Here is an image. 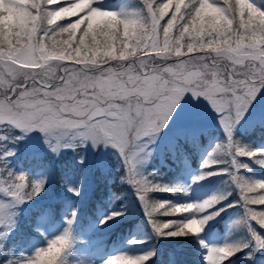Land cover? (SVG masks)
I'll list each match as a JSON object with an SVG mask.
<instances>
[{
    "label": "snow or ice",
    "instance_id": "1",
    "mask_svg": "<svg viewBox=\"0 0 264 264\" xmlns=\"http://www.w3.org/2000/svg\"><path fill=\"white\" fill-rule=\"evenodd\" d=\"M208 2L222 5V0ZM141 3V9L127 13L107 11L111 16H106L98 12H86L74 22L61 25L57 21L65 16H73L81 11L83 5L77 3V0L75 3L68 0L67 7L57 4L53 10L46 6L48 4L44 0H40L30 9L33 24L29 36L37 47H43L48 41L58 40L57 37H63L64 34L71 36L78 28L86 43H91L93 37L97 39L98 45L93 47H108L109 38H119L121 28L134 30L138 43L133 45L131 53L123 54L124 58L104 56L90 62L89 58L77 56L65 60L69 63L41 60L39 55L34 61L24 60L13 55V48L8 47L4 53H0V122H8L25 131L33 128L42 132L76 130L77 135L91 139L94 145L98 141L114 145L125 159L128 179L136 187L149 217L160 212L164 215L181 213L178 206L192 205L195 210H206L224 197L213 196L198 205H170L167 201L150 203L149 192H171L174 188L152 183L145 176L138 175L134 162L136 153L131 151L130 146L141 138L158 132L167 122L180 97L185 92H191L193 97L202 96L210 101L212 107L220 113V122L227 133L226 144H218L204 160L202 167L219 163L213 158L215 153H229L237 170L247 166L239 164L236 156L264 154V150L248 151L235 144L232 138V128L241 117L248 100L258 85H264V43L255 49L249 48V55L233 54L231 58L216 54L214 49L220 47L218 44H214L211 49L190 51L187 46L189 42L184 43V29L196 21L201 7L200 0H185L182 8L176 10L173 5L171 12L169 7H165L167 0L165 3L141 0ZM58 9L68 10L57 14ZM166 14L169 18L162 23ZM230 14L235 22L233 47L238 39L249 45L259 40L264 25L257 22L255 17H262L264 10L247 0L246 7L237 5ZM82 24L85 27L81 28ZM177 51L181 54L177 55ZM117 52H120L119 48ZM173 58L175 62L170 63ZM113 60L116 61L115 64L110 63ZM32 64L39 67H22ZM20 76H23L22 80ZM8 154L10 153H5ZM259 163L264 166V159ZM200 178L202 177H197ZM25 180L23 173L8 175L3 180L7 186L0 188V191L6 192L16 203L30 199L40 191L42 182L34 181L31 184L32 190L28 191L29 185ZM232 180L239 189L246 219L264 226V210L256 211L250 207L264 205V195H252L257 189L264 192V181H249L238 172H233ZM222 210L213 212L212 215H217ZM209 218L211 217L196 218L191 224L184 223L185 220L152 221V224L158 235L181 236L199 233ZM68 223L71 224V220ZM173 227L175 230H171ZM4 235L0 231V237ZM61 239L67 249L70 245L68 229H65ZM257 243L264 247V241L257 239ZM244 246L210 248L205 259L208 264H221L226 256ZM63 253L55 248L51 252L46 250L37 254L36 261L47 258L54 264H59ZM151 254L113 256L105 264H109L113 258L125 260L129 264H144ZM12 264H17V261ZM28 264H32V261Z\"/></svg>",
    "mask_w": 264,
    "mask_h": 264
},
{
    "label": "trees",
    "instance_id": "2",
    "mask_svg": "<svg viewBox=\"0 0 264 264\" xmlns=\"http://www.w3.org/2000/svg\"><path fill=\"white\" fill-rule=\"evenodd\" d=\"M106 1L118 4L121 0ZM72 2L75 3L76 0ZM154 2L165 3L166 0H154ZM249 2L264 10V0H249ZM37 3L38 0H14L11 18L6 21L0 19V50L18 47V40L21 43L28 42L26 36L18 37L17 33L22 27L32 28L33 13L30 9ZM57 4L67 7L68 0H56V3L46 6L54 10ZM184 4L185 0L180 4H177V0H171L169 12L173 10V5L179 10ZM237 5L246 7L247 0H237ZM215 6L207 2L198 9L196 21L187 26L189 31L185 32L184 43L190 42L188 33L195 34L201 27L206 32L212 30L213 24L216 23V14L213 10ZM142 7L141 0H129L124 13ZM82 14L86 12L78 11L73 16L62 17L57 23L63 25L66 22H74ZM167 18H169L168 14L162 23ZM255 19L261 22L264 17L257 16ZM80 27L83 28L85 25L82 24ZM80 35L78 28L71 36L64 34L63 37H57L58 40L46 42L43 47L63 54L66 60L84 56L91 62L104 56L124 58L123 54L131 53L133 45L137 43L136 33L132 29L121 28L119 38H109V46L106 48L93 47L98 45L95 37L91 43H86L85 38ZM130 46L131 51H129ZM66 52L69 54L66 55ZM115 62L113 60L110 63ZM17 135L19 131L14 127L8 128L6 124L0 127V173L5 177L25 174V183L29 185L28 191L32 190L31 184L34 181H41L42 186L37 194L24 200L27 201L24 203L26 217H23L16 227L21 229V235L16 233L15 237L3 242L0 264H12L13 261H17V257L11 252L15 239L22 238V234L25 233L37 235L40 231L39 220L42 217H50L52 223L57 218V225L62 220L64 228L72 226L79 239L86 235L97 239L104 245L105 250L126 245L135 248L132 254L127 256L152 253L144 264H206L205 255L208 252L209 240L212 237L217 240L218 233L221 235L224 233L228 219L232 224V235L238 240L235 245L245 246L238 247L232 255L226 256L223 264H257V262L259 264L258 260L264 259V247L257 243V239L264 241V226L257 221L246 219L239 189L232 180L233 172H238L249 181H264V166L259 163L264 159V154L257 153L252 157L236 156L235 159L239 164L247 166L237 170L232 161L228 160V158L232 159L229 153H215L213 158L219 163L202 167L209 153H212L218 144L225 145L227 142L226 135L220 130H207L201 133L197 140L177 137L172 146L166 144L147 165L148 173L145 176L147 179L152 183L174 188L171 192L159 190L149 192L150 203L167 201L170 205H183L190 199H198L209 191L211 194L214 193V196L224 197L212 208L201 210L202 216L211 217L205 221L203 230L196 234L188 233L181 236L158 235L152 221L187 220L190 218V211L170 215L160 212L149 217L138 197L136 187L128 179L124 162L117 156L107 158L108 162L104 167L90 163L88 158L84 159L82 146H75L60 155H24ZM232 138L235 144L245 147L248 151L264 150V120L250 129L235 131ZM5 153L10 154L5 155ZM188 168L195 172L198 169L201 173L202 178L198 179L194 186L187 185L188 182L183 179ZM229 168L233 171L232 174ZM257 194L264 195V192L257 189L252 193V195ZM250 207L256 211L264 210V205H250ZM220 209L223 210L219 211V214L212 215ZM69 220L71 224L68 223ZM6 254L8 257L5 259ZM80 257L75 251L65 250L60 258V264H82Z\"/></svg>",
    "mask_w": 264,
    "mask_h": 264
},
{
    "label": "rangeland",
    "instance_id": "3",
    "mask_svg": "<svg viewBox=\"0 0 264 264\" xmlns=\"http://www.w3.org/2000/svg\"><path fill=\"white\" fill-rule=\"evenodd\" d=\"M128 1L129 0H121V5H116L114 3L108 4L106 0H92V6L102 10L114 11L123 14ZM13 5L14 0H0V10L2 13L0 18L1 21H6L11 18ZM5 51L6 49L0 50V53H4ZM65 60L66 56L63 54L48 50V61H64V63H68ZM157 62L159 63L158 58ZM169 62L174 63L175 59H171ZM22 67L38 68L39 65H23ZM20 79L22 80L23 76H20ZM263 120L264 85H258L256 91L248 100L241 117L234 124L232 128V134H234L237 130L250 129L254 125H258L263 122ZM220 121V113H218L212 107L210 101L206 97H193L191 92H185L177 101L173 111L169 115L167 122L158 132L153 133L148 137L141 138L136 144L130 146L131 151L136 153L134 162L137 174L146 176L148 173L147 165L152 161L156 153L160 152L166 144L168 146H172L177 137L185 140H197L201 133H205L210 129L220 130L227 137L224 126ZM5 124L8 128L14 127L19 131V135H17V137L21 142L22 154L24 155H60L66 150L72 149L75 146H82L84 153L83 158H88L90 163H94V165L105 167L108 162L107 158L110 156H117V158H120L126 166L124 157L121 155L120 150L114 145L105 143L103 141H98L94 145L91 139H85L84 137L77 135L76 130L42 132L38 128H33L29 131H25L8 122H0V127H4ZM228 160L232 161L230 158H228ZM230 171L232 174L233 171L231 169ZM186 175L187 176H185V178H188L189 186L192 184L194 186L195 183L198 182L197 177H200L201 173L200 171H197V173L194 175L193 171H188ZM5 178L6 177L0 173V188L7 186L3 183ZM213 194L214 193L211 194L209 191L205 193V197H202V199L199 198L197 200H191L187 203L198 205L206 199L213 197ZM26 202L27 201L23 200L19 203H16L6 192L0 191V205H3V207H0V231L5 233L4 236L0 237V251L4 246V241H7L12 236H15L16 233H20V229L16 227L18 223L20 224L23 217H26V208L24 207V203ZM200 212L201 210L195 209L190 211V218L206 217L202 216ZM48 224V220L43 218V236L40 239H35L33 237L30 238L29 236L25 235V239L23 241H18L16 246L19 247L17 251L18 253L16 254L18 256V261L25 260L34 255V252L37 248L46 246V243L49 239L57 235H62L65 229H68L70 233V246L66 250L79 251L82 259L84 260L83 264H105L106 260H108L110 257H124L132 254L134 250V248L124 245L119 246L118 249L110 248L108 252L105 253L103 245L98 244L97 240L84 237V242H82V240L79 239L72 231V228H64L63 223H59L52 228ZM203 228L204 226H202V230ZM237 242L238 240L232 235V224L228 223L227 230L223 237L217 240L213 238L209 240L208 251L210 248H219L224 245H235ZM206 264H208L207 260ZM221 264H223V261Z\"/></svg>",
    "mask_w": 264,
    "mask_h": 264
},
{
    "label": "clouds",
    "instance_id": "4",
    "mask_svg": "<svg viewBox=\"0 0 264 264\" xmlns=\"http://www.w3.org/2000/svg\"><path fill=\"white\" fill-rule=\"evenodd\" d=\"M40 0H38V3ZM48 5L56 3V0H44ZM77 3L83 5L81 12H98L102 15L111 16L110 12L102 10L97 7L92 6V0H77ZM171 0H168V3L165 7H169ZM183 3V0H177V4ZM207 4V0H200V5L203 6ZM237 6V0H222V5H216L213 9L216 14V23L213 24L211 31H205L202 27L199 31L195 32V35H190L188 40V48L190 51H194L196 49H211L214 44L220 45V47L215 48L214 51L218 56L231 58L233 54L246 56L249 55L247 51L249 48L255 49L261 43H264V29L261 30V35L259 40L253 42V44H244L241 40H236V46L233 47V36L235 35L233 29L235 27V22L231 18V10L235 9ZM208 7H212V5H208ZM68 9H58L57 14H61L63 11H67ZM83 15V14H82ZM246 15V13H245ZM264 17V14H261ZM242 19V17H241ZM33 22V21H32ZM261 25H264V19L261 20ZM31 29L21 28V31L17 33V36L20 37L22 35L26 36L28 39L27 43H21L19 40L17 41L18 47H14L12 49V54L21 57L24 60H35L37 55H39L41 60H48V50L44 47H37L30 39L29 33ZM185 32H188L189 29L185 27ZM138 43V41H137ZM184 45L182 44L181 47ZM129 51H131V46L129 47ZM177 55L181 54L179 51L176 53ZM179 210L182 212H189L194 210L192 205L187 206H178ZM196 221V217L189 218L184 221V223H193ZM62 235H57L51 239H49L46 243V246L39 247L35 250L34 255L31 257L17 261V264H28L31 260L32 264H54L51 259H42L38 262L36 261V256L38 253L45 252L46 250L51 252L53 248L58 251L65 252V242L61 239ZM225 255H227L225 253ZM60 264V262H59ZM109 264H129V262L113 258L110 260Z\"/></svg>",
    "mask_w": 264,
    "mask_h": 264
}]
</instances>
